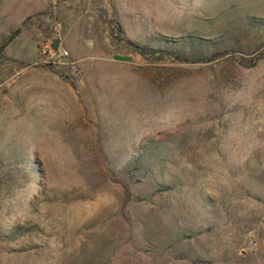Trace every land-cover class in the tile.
<instances>
[{"label":"rangeland","instance_id":"rangeland-1","mask_svg":"<svg viewBox=\"0 0 264 264\" xmlns=\"http://www.w3.org/2000/svg\"><path fill=\"white\" fill-rule=\"evenodd\" d=\"M0 264H264V0H0Z\"/></svg>","mask_w":264,"mask_h":264},{"label":"trees","instance_id":"trees-1","mask_svg":"<svg viewBox=\"0 0 264 264\" xmlns=\"http://www.w3.org/2000/svg\"><path fill=\"white\" fill-rule=\"evenodd\" d=\"M112 22H113V26L115 27L116 37L122 41L127 42V44H129V47L133 52L141 55L142 57L150 61H158V60H164L170 58L178 62H185V63H207L216 60L228 53L227 50H216L209 52L207 54L186 53L184 51L177 50L176 46L174 45L178 44V42L172 40L171 42L173 43L169 45L170 47H154L136 42H130L127 41L126 38L122 35L121 28L117 23V21L112 20ZM16 32L17 29L9 36L7 41L13 38ZM237 58L238 60H240V62L246 60L242 56H238ZM134 160L135 161L132 163L133 167H131L126 171L128 175L132 176V172L137 171L138 173L137 179L141 181L144 177L152 173L155 165V161L153 159L151 158L148 159V157L139 155Z\"/></svg>","mask_w":264,"mask_h":264},{"label":"water","instance_id":"water-1","mask_svg":"<svg viewBox=\"0 0 264 264\" xmlns=\"http://www.w3.org/2000/svg\"><path fill=\"white\" fill-rule=\"evenodd\" d=\"M99 11L102 12L103 14L107 15V10L105 8H99ZM51 47L53 49H56L57 47V40H54L52 43H51ZM114 59L116 60H123V61H127L130 59V57L128 56H124V55H114L113 56Z\"/></svg>","mask_w":264,"mask_h":264}]
</instances>
